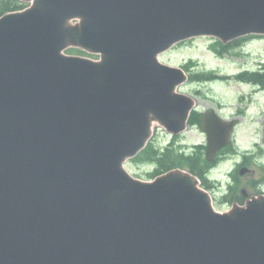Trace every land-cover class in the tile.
I'll use <instances>...</instances> for the list:
<instances>
[{
	"label": "water",
	"instance_id": "1",
	"mask_svg": "<svg viewBox=\"0 0 264 264\" xmlns=\"http://www.w3.org/2000/svg\"><path fill=\"white\" fill-rule=\"evenodd\" d=\"M20 1L0 17V264H264V198L222 214L187 172L124 166L193 107L159 55L264 35V0ZM203 124L212 161L232 126Z\"/></svg>",
	"mask_w": 264,
	"mask_h": 264
},
{
	"label": "rangeland",
	"instance_id": "2",
	"mask_svg": "<svg viewBox=\"0 0 264 264\" xmlns=\"http://www.w3.org/2000/svg\"><path fill=\"white\" fill-rule=\"evenodd\" d=\"M215 40L212 37H198L182 42L162 54L160 59L164 64L182 68L188 66L192 60L196 63V66L191 67V73L197 74L203 71L215 73L218 79H209L211 82L208 84L194 85L186 83L179 89L180 92L192 98L194 97L192 95L194 90L201 92V96L194 97L200 111L215 109L217 112L227 115V117L235 116L240 111L247 115V119H245L238 133L237 148L242 152V155L240 154L239 157L220 164L211 174L210 182L220 183L218 188L210 191L213 196L214 206L217 211L224 213L230 211L232 205H221L219 203L220 194L216 192H219L220 187L224 188L231 182L229 176L234 169L236 161L251 156L250 152L254 151V141L259 146L264 147L262 131L264 95L261 94L259 97V106L252 105V101L259 93L256 95L254 89L246 85H240L235 78L242 68L256 69L260 61L264 63V36H257L249 41H241L232 47V53H226L222 56L218 54V48H212ZM73 54L75 56L95 58L87 53ZM157 128L158 126H155L154 136L151 141L155 144L164 143L165 146L168 139ZM181 140L187 148L202 144L204 141L201 134L193 131L186 132L181 137ZM126 168L136 178L149 181L146 165L129 160L126 163Z\"/></svg>",
	"mask_w": 264,
	"mask_h": 264
},
{
	"label": "trees",
	"instance_id": "3",
	"mask_svg": "<svg viewBox=\"0 0 264 264\" xmlns=\"http://www.w3.org/2000/svg\"><path fill=\"white\" fill-rule=\"evenodd\" d=\"M23 8H25V4L19 0H0V15L7 12L22 10ZM234 44H236V42L229 46H225L221 42L215 41L212 48H218V53L222 54L225 50H227V48L232 47ZM68 52L83 53L76 49H70ZM191 64L194 65L193 62ZM209 75H212V73ZM260 75L261 74L258 73L248 75L245 74L244 77L255 80V77H259ZM133 161L139 164L147 165L146 167L149 179L170 170L180 168L198 176L202 180V185L207 187V181L204 178V174L207 171L208 164L201 151L189 154L173 149H166L163 153H160L155 149L153 143H149L148 146Z\"/></svg>",
	"mask_w": 264,
	"mask_h": 264
},
{
	"label": "flooded vegetation",
	"instance_id": "4",
	"mask_svg": "<svg viewBox=\"0 0 264 264\" xmlns=\"http://www.w3.org/2000/svg\"><path fill=\"white\" fill-rule=\"evenodd\" d=\"M195 84H199L198 82H195ZM261 84V83H259ZM260 93L264 94V90L260 91ZM195 94H197L196 96H199V92L195 91ZM206 112H201L199 111V107H197L195 109V111L192 113V119L194 121H196V123L194 125H190V129L191 130H195V131H201L202 129V119L203 116ZM243 113H240L238 115L235 116L236 121H237V127L235 129L238 131V129L243 125L242 121L244 120L245 117H247L246 115H242ZM224 117V116H223ZM225 118V117H224ZM199 119H200V123H199ZM226 119V118H225ZM159 130H163L162 128H158ZM262 131H263V143H264V121L262 122ZM163 133H165V131L163 130ZM166 135V133H165ZM167 137L170 138V140L172 139L171 136L166 135ZM173 140V139H172ZM176 143H179V139H177L175 141ZM234 143H235V138H234ZM159 146H161V144H159ZM254 149H259L258 146H254ZM213 163L216 164V162L214 161ZM243 167H249L250 169H252L251 174H249L246 177H240L238 176V172L241 168ZM255 167V164L253 161L246 160L243 159L240 162H238L236 164V168H235V177L232 178L231 180V185L232 186H239V192L236 196V200L233 202V204H239V205H245L247 203V201L250 198H256V197H264V167L263 169H260V165L256 166L257 168H253ZM215 170V168L212 169V172ZM245 190V193L242 192V190Z\"/></svg>",
	"mask_w": 264,
	"mask_h": 264
}]
</instances>
